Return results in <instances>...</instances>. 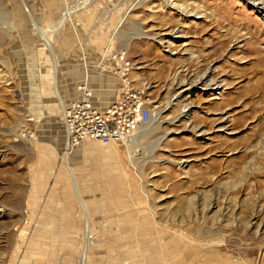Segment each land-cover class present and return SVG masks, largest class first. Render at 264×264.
<instances>
[{
    "label": "rangeland",
    "instance_id": "obj_1",
    "mask_svg": "<svg viewBox=\"0 0 264 264\" xmlns=\"http://www.w3.org/2000/svg\"><path fill=\"white\" fill-rule=\"evenodd\" d=\"M121 61L154 130L68 150ZM262 87L264 0H0V264H264Z\"/></svg>",
    "mask_w": 264,
    "mask_h": 264
},
{
    "label": "built area",
    "instance_id": "obj_2",
    "mask_svg": "<svg viewBox=\"0 0 264 264\" xmlns=\"http://www.w3.org/2000/svg\"><path fill=\"white\" fill-rule=\"evenodd\" d=\"M116 75L120 81L118 98L103 111L92 107L89 90L79 88L81 96L67 107L62 119L68 147L84 141L102 145L129 141L140 127L150 123L151 112L143 98L144 88L134 85L128 63L121 61Z\"/></svg>",
    "mask_w": 264,
    "mask_h": 264
},
{
    "label": "bare ground",
    "instance_id": "obj_3",
    "mask_svg": "<svg viewBox=\"0 0 264 264\" xmlns=\"http://www.w3.org/2000/svg\"><path fill=\"white\" fill-rule=\"evenodd\" d=\"M186 10V8H184V10L183 11H185ZM194 11H192V13H193ZM199 13H197V15H198ZM196 15V14H195ZM60 24H62V21L59 23V25ZM112 48V47H111ZM109 50H111L110 49V47H109V49H108V51H107V53H105V55H106V57L107 56H109L108 55V53H109ZM107 58H109V57H107ZM85 85H87V83H85L84 84V86ZM145 86V87H144ZM144 86H137V87H140V88H147L146 87V85H144ZM260 89V88H259ZM90 92H91V90H90ZM259 93H260V95H264V87H262L260 90H259ZM114 94H113V90L112 89H108L107 90V92L104 94V95H102L101 96V98H100V102H99V104H101V105H107V104H109L110 102H111V100L113 99V96ZM89 101H90V103H91V105H92V107L95 109V110H97V111H103V110H98L95 106H94V103L92 102V92H91V95H90V99H89ZM146 107L149 109V111L151 112V114H152V111H151V106H150V104L149 103H146ZM104 108H106V107H104ZM155 123H153V125H154ZM154 127H155V125H154ZM259 131L261 132V130L263 129L264 130V126H260L259 128ZM154 130V128L152 127V124L151 125H146V126H144V127H140L136 132H135V134L133 135V137L129 140V141H125V142H118V143H115V144H112V145H109V146H113V145H116V144H120V143H123L122 145H128V149L130 150V149H132L133 148V145H134V143L135 142H140V141H142V140H145L146 139V137H148L151 133H152V131ZM259 131H257V133L259 132ZM263 132V131H262ZM264 135V134H263ZM85 142H88V141H84V142H82V144L83 143H85ZM94 142V141H93ZM67 148H68V150H70L71 151V149L73 150V147L71 148V147H68V143H67ZM135 147H136V145H135ZM253 168V167H252ZM75 183V182H74ZM229 188H231V187H227L226 188V190H229ZM232 188H234V186L232 187ZM204 200V199H203ZM202 201V200H201ZM205 201V200H204ZM204 203V202H203ZM204 205H207V208L208 207H210L212 204H211V202H208V201H205V203H204ZM151 212V211H150ZM152 214V213H151ZM145 216H147V215H145ZM143 217V216H142ZM145 221V220H144ZM87 224V228L89 229L90 227H89V222H87L86 223ZM158 224V223H157ZM148 225V224H147ZM174 233V232H173ZM178 234V233H177ZM87 235H89L88 234V232H87ZM175 235V234H174ZM183 237V236H182ZM177 239V238H176ZM183 240H185V239H183ZM135 251H136V249H135Z\"/></svg>",
    "mask_w": 264,
    "mask_h": 264
},
{
    "label": "crops",
    "instance_id": "obj_4",
    "mask_svg": "<svg viewBox=\"0 0 264 264\" xmlns=\"http://www.w3.org/2000/svg\"><path fill=\"white\" fill-rule=\"evenodd\" d=\"M91 90V89H90ZM92 102H93V100H92Z\"/></svg>",
    "mask_w": 264,
    "mask_h": 264
}]
</instances>
